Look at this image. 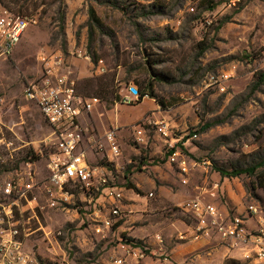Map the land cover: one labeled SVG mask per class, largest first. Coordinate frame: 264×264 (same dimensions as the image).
<instances>
[{
    "label": "rangeland",
    "instance_id": "374dc122",
    "mask_svg": "<svg viewBox=\"0 0 264 264\" xmlns=\"http://www.w3.org/2000/svg\"><path fill=\"white\" fill-rule=\"evenodd\" d=\"M0 5L38 18L11 56L0 55V179L26 169L28 162L43 171L55 150L52 127L25 97L26 87L42 77L43 50L66 55L78 92L101 99L104 120L129 85L144 91L152 82L161 110L157 120L170 127L165 136L157 125H146L145 145L127 131L119 138L123 155L113 158L87 116L82 147L91 163L109 167L123 198L112 204L100 193L75 189L66 208L28 224L34 230L42 224L48 233L37 230L29 238L30 264H108L123 255L121 244L129 238L155 243L157 253L176 264L181 262L174 253L183 246L196 247L186 264H218L222 254L207 240L195 239V219L181 204L201 199L230 214L255 205L264 219V166L236 177L219 172L264 159V84H255L264 72V0H0ZM79 49L92 64L71 55ZM99 64L107 70L102 75L94 73ZM228 69L236 76L226 92L205 89L211 76ZM211 122L216 123L202 131ZM194 132L198 138L187 142ZM177 141L187 143L183 152L196 163L188 177L169 160L170 143ZM28 217L25 211L22 219ZM106 218L113 225L99 233ZM243 262L263 264L255 257Z\"/></svg>",
    "mask_w": 264,
    "mask_h": 264
},
{
    "label": "built area",
    "instance_id": "2783aa9c",
    "mask_svg": "<svg viewBox=\"0 0 264 264\" xmlns=\"http://www.w3.org/2000/svg\"><path fill=\"white\" fill-rule=\"evenodd\" d=\"M38 18L15 13L0 5V55L9 57L21 42L29 27L37 25ZM75 58L91 62V57L82 49L71 51ZM38 60L42 68V77L31 82L25 89L27 100L34 102L45 120L53 129L57 142L55 150L50 152L43 171L37 170L34 163L28 162L26 169L12 173V177L0 179V264H30L31 252L29 238L37 231L46 230L42 224L34 230L28 224L32 220L40 221V214L49 213L59 208H66L74 196V190L85 188L100 193L112 204L123 198V190L112 183L109 167L93 164L82 147L83 130L81 117L91 113L102 101L97 96L85 97L77 90V80L68 67V59L62 51H41ZM104 65H94V73L106 72ZM235 69H228L219 75L211 76L206 90L226 92L228 83L235 78ZM151 98L140 92L134 85L127 87L116 104L133 106L142 99ZM148 125H157L158 132L168 136L170 127L164 120H157ZM133 138L138 144H147L148 135L145 125L134 127ZM118 128L106 131L104 138L108 145L109 156L119 158L123 150L119 142ZM194 132L187 142L198 138ZM187 143H170L169 160L177 165L179 172L188 177L196 163L183 152ZM182 145V146H181ZM187 179L184 180L187 183ZM153 196V193L150 194ZM181 209L191 213L195 219L192 234L195 239L207 240L213 248L224 247L229 251H240L243 260L256 258L264 261V219L255 205L246 207L244 212L230 214L216 204L194 199L180 205ZM29 213L28 222L22 219L23 213ZM118 207L113 208V215L118 214ZM18 214H21L18 216ZM103 227L111 229L112 218H106ZM257 222V227H253ZM259 222V223H258ZM162 243L161 235L156 236ZM185 238V235H182ZM123 255L116 256L108 264H154L156 258L160 264H170L171 256L151 250V246L136 245L126 242L121 244ZM157 256V257H156Z\"/></svg>",
    "mask_w": 264,
    "mask_h": 264
},
{
    "label": "crops",
    "instance_id": "0c3cea01",
    "mask_svg": "<svg viewBox=\"0 0 264 264\" xmlns=\"http://www.w3.org/2000/svg\"><path fill=\"white\" fill-rule=\"evenodd\" d=\"M99 106H97L91 113L86 114L81 117L82 126H89V122L87 118H90L91 123H95L99 132H101V136L104 137L105 132L111 128H118L119 137L122 139L126 136V132L134 133V126L137 124L148 125L151 124L160 117L161 110L160 105L156 102L154 98H145L142 99L138 104L133 106L126 105H114V108L107 111L108 116L106 115V120L102 118L104 114L102 111H99ZM96 111V112H95ZM95 112V113H94ZM94 127V125H93ZM100 128V129H99ZM153 251H157V246L155 243L150 242ZM175 249V248H174ZM172 249L176 251L177 249ZM214 253L217 255L222 254V260L218 262V264H224L227 259H234L236 261L243 262V258L241 256V252L238 251H229L224 247H215L212 248ZM196 250L195 246H183L181 249H178L175 254L176 261H180V264H186L188 262V254L189 252ZM155 259L154 264H160L159 261ZM172 259V258H171ZM257 260V259H256ZM212 261V260H211ZM264 264V261H261ZM172 264H176L174 260L171 262ZM170 263V264H171ZM195 264V263H194Z\"/></svg>",
    "mask_w": 264,
    "mask_h": 264
},
{
    "label": "trees",
    "instance_id": "16d2710c",
    "mask_svg": "<svg viewBox=\"0 0 264 264\" xmlns=\"http://www.w3.org/2000/svg\"><path fill=\"white\" fill-rule=\"evenodd\" d=\"M211 8H215V5L211 6ZM9 9H11V8H9ZM19 13H22V12L19 11ZM90 13H91L92 19H95L97 22L100 23V20L96 17V13H95L94 9H91ZM255 84L257 86L264 84V72H261V73L257 74V76L255 78ZM140 92L142 93V95L143 94H148L151 98H155L154 85H153L152 82H149L148 84H145L144 85V91L140 90ZM119 99H121V98L118 96L116 100H119ZM116 102H118V101H115V104H116ZM160 104H162V103L160 102ZM215 123L216 122H211V123L205 124L202 127V131H205V130L209 129ZM263 166H264V159L262 161H260L259 163L255 164V165H252V166H249V167H246V168H235V169H233L231 171H226V170H223V169H219V172L225 177H236V176H239V175H242V174H255L256 171L259 168L263 167ZM129 185H130V188H135L134 185H132L131 183H129ZM128 242L134 243L136 245H143L145 243L142 240L134 239V238L133 239L129 238ZM224 264H242V263H240L239 261H236L234 259H227Z\"/></svg>",
    "mask_w": 264,
    "mask_h": 264
}]
</instances>
